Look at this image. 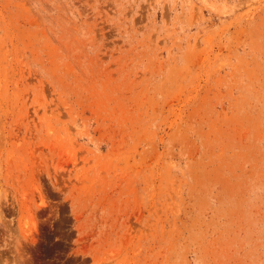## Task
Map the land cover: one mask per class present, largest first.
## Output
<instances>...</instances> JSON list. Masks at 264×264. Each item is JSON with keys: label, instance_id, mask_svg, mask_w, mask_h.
<instances>
[{"label": "rangeland", "instance_id": "obj_1", "mask_svg": "<svg viewBox=\"0 0 264 264\" xmlns=\"http://www.w3.org/2000/svg\"><path fill=\"white\" fill-rule=\"evenodd\" d=\"M0 264H264V0H0Z\"/></svg>", "mask_w": 264, "mask_h": 264}]
</instances>
